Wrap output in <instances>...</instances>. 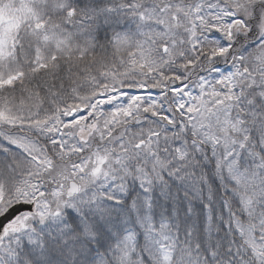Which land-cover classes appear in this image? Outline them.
Here are the masks:
<instances>
[{
    "label": "snow or ice",
    "instance_id": "obj_1",
    "mask_svg": "<svg viewBox=\"0 0 264 264\" xmlns=\"http://www.w3.org/2000/svg\"><path fill=\"white\" fill-rule=\"evenodd\" d=\"M0 264H264V0H0Z\"/></svg>",
    "mask_w": 264,
    "mask_h": 264
}]
</instances>
